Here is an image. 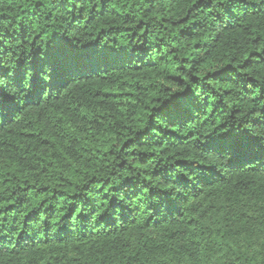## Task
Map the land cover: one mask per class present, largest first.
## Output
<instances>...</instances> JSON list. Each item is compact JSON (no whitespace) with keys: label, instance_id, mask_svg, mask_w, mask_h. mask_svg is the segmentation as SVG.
Masks as SVG:
<instances>
[{"label":"trees","instance_id":"1","mask_svg":"<svg viewBox=\"0 0 264 264\" xmlns=\"http://www.w3.org/2000/svg\"><path fill=\"white\" fill-rule=\"evenodd\" d=\"M247 2L0 0V72L27 69L0 120V264H264V163H228L264 135Z\"/></svg>","mask_w":264,"mask_h":264},{"label":"snow or ice","instance_id":"2","mask_svg":"<svg viewBox=\"0 0 264 264\" xmlns=\"http://www.w3.org/2000/svg\"><path fill=\"white\" fill-rule=\"evenodd\" d=\"M220 4H224L226 0H218ZM229 7L225 8L226 12L232 11V6H236L239 10L247 11L248 2L247 0H227ZM27 69H20V76L14 78L12 75L4 77V73L0 72V120L4 117L5 107H14L16 94H9L5 89L13 84H19V79L22 77L23 72ZM57 69L52 66V80L53 82L57 76ZM53 84H49L48 87H52ZM32 87L34 90H42L41 83L39 81H33ZM222 154V153H221ZM239 159L243 163H251L252 160L257 159L258 163H264V135L255 136L254 134H248L243 138H238L232 145L230 151L229 164L233 163L235 160ZM188 183H192L191 178L185 181V186ZM171 194V186H169V191L165 192L164 195Z\"/></svg>","mask_w":264,"mask_h":264}]
</instances>
